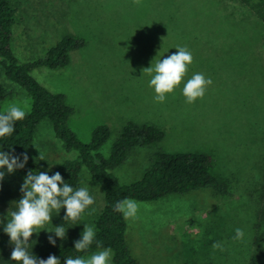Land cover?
<instances>
[{"label": "rangeland", "instance_id": "374dc122", "mask_svg": "<svg viewBox=\"0 0 264 264\" xmlns=\"http://www.w3.org/2000/svg\"><path fill=\"white\" fill-rule=\"evenodd\" d=\"M10 2L15 9L12 45L21 61L44 56L65 36L84 41L69 52L66 66L32 71L40 83L65 95L73 108L69 125L82 141L89 142L97 126L108 125L111 134L101 152L109 155L129 122H146L165 132L163 140L130 151L114 171L121 183L141 179L157 151L207 152L213 157V173L233 192L227 196L202 188L152 201L135 200L139 207L136 216L127 219L126 236L139 263L264 264V21L258 2ZM178 46L191 52L192 63L165 101L155 102L151 76L144 68L154 67ZM195 73L213 83L202 99L189 104L182 89ZM0 84L12 91L1 102L3 112L13 104L26 113L31 110L30 94L6 78L1 64ZM76 155L66 150L49 119L40 122L30 149L34 174L51 171ZM21 177L23 183L25 176ZM14 183L15 177L5 172L0 181V234L7 242L10 238L3 229L18 204ZM81 187L94 198L81 217L66 222L63 209L53 210L51 222L36 229L34 236H43L54 246L49 235L57 245L82 235L85 224L94 228L105 192L87 168L81 174ZM56 226H64L66 238L50 232ZM236 228L244 231L242 241L232 239ZM216 241L223 251L213 250ZM112 258L113 251L109 264Z\"/></svg>", "mask_w": 264, "mask_h": 264}, {"label": "trees", "instance_id": "16d2710c", "mask_svg": "<svg viewBox=\"0 0 264 264\" xmlns=\"http://www.w3.org/2000/svg\"><path fill=\"white\" fill-rule=\"evenodd\" d=\"M256 1L260 5L264 21V0ZM14 24L15 9L10 0H0V64L6 78L25 88L32 98L31 110L26 113L24 119L14 122V132L10 136L0 137L1 151L20 156L21 160L22 154L26 153L28 156L23 168H18L12 173H8L6 167L4 168L7 174L15 177L14 191L18 192L16 201L18 202L23 195L20 191L23 183L19 178L33 170L30 149L38 125L44 119L52 122L54 132L63 141L66 150L77 153L74 158L64 159L55 169L46 173L51 176L59 172L64 182L76 190L80 187L82 171L87 168L105 192L104 207L94 222L95 239L87 250L78 252L74 248V242L82 235L70 242L50 246L44 241L43 236L36 237L33 234L26 245L30 256L47 259L49 255H55L59 257L60 264H64L68 257H84L100 250L97 247L99 241L103 248H110L113 251V264H140L133 256L127 240V219L121 212L115 210L118 201L126 198L152 201L202 188H211L219 194L233 196L228 183L213 173V157L207 152L157 151L152 166L141 179L132 183H121L114 171L128 159L130 151L137 146H148L163 140L165 132L155 125L129 122L113 144L109 155L101 152L102 146L111 134L108 125L97 126L90 141H82L69 125L73 108L67 104L65 95L51 91L34 77L32 71L42 66L49 68L66 66L69 63V52L84 45V41L74 36H65L44 56L25 62L18 58L13 49ZM11 95L12 91L0 84V113H4L1 110V102ZM17 205L14 204L13 211L17 210ZM61 209L66 212L65 208ZM13 248L14 245L5 241L0 234V264H22L11 260Z\"/></svg>", "mask_w": 264, "mask_h": 264}, {"label": "clouds", "instance_id": "9594fccd", "mask_svg": "<svg viewBox=\"0 0 264 264\" xmlns=\"http://www.w3.org/2000/svg\"><path fill=\"white\" fill-rule=\"evenodd\" d=\"M134 4H139L140 0H133ZM177 52L158 60L154 67H146L144 71L151 76L149 87L154 89L155 102L163 103L166 94L172 93L176 86L180 85L182 78L187 72L188 65L192 63L193 57L185 47L178 46ZM154 73V75H153ZM213 83L211 78H205L202 73H195L184 84L182 94L186 103H194L198 98L202 99L206 89ZM25 110L18 105L9 106L4 113H0V137L10 136L14 132V122L24 119ZM20 156L9 152L0 151V168L7 169L8 173L14 172L18 168H23L27 163L26 153ZM40 159H44L40 154ZM5 172L0 171V181L3 180ZM63 185V186H61ZM22 198L18 200L17 210L10 213L11 219L4 226L3 231L8 234L10 243L14 245L11 252V260L22 262V264H60L59 257L49 255L47 259H37L30 256L26 250V245L36 229H44V225L52 220V212L57 213L61 208L66 209L63 219L68 222L76 221L81 214L94 203V198L89 194L88 189L81 187L74 190L72 186L64 182L62 175L55 172L48 175L46 172L34 174L29 171L21 185ZM138 204L135 200L124 199L118 201L115 210L121 212L125 219L134 218L138 211ZM49 231V230H48ZM56 237L66 238L64 226H56L54 230ZM94 228L85 224L82 237L74 242V248L78 252L87 250L95 239ZM244 231L241 228L235 229V241H242ZM49 243L56 244L53 236H48ZM99 251L91 254L88 258L68 257L64 264H109L112 257L110 248H103L97 241ZM213 250L223 251V245L216 241L212 244Z\"/></svg>", "mask_w": 264, "mask_h": 264}, {"label": "crops", "instance_id": "0c3cea01", "mask_svg": "<svg viewBox=\"0 0 264 264\" xmlns=\"http://www.w3.org/2000/svg\"><path fill=\"white\" fill-rule=\"evenodd\" d=\"M136 123H139V124L145 123V124H146V122H136ZM148 123H149V122H148Z\"/></svg>", "mask_w": 264, "mask_h": 264}]
</instances>
